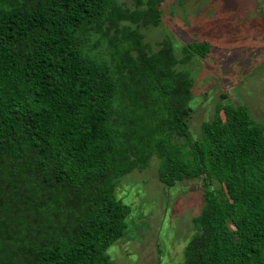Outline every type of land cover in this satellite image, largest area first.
Returning <instances> with one entry per match:
<instances>
[{
    "label": "trees",
    "instance_id": "trees-1",
    "mask_svg": "<svg viewBox=\"0 0 264 264\" xmlns=\"http://www.w3.org/2000/svg\"><path fill=\"white\" fill-rule=\"evenodd\" d=\"M163 1L0 0V264H114L115 187L153 156L202 188L180 264H264V123L222 93L192 137L176 64L209 43L150 48Z\"/></svg>",
    "mask_w": 264,
    "mask_h": 264
},
{
    "label": "rangeland",
    "instance_id": "rangeland-1",
    "mask_svg": "<svg viewBox=\"0 0 264 264\" xmlns=\"http://www.w3.org/2000/svg\"><path fill=\"white\" fill-rule=\"evenodd\" d=\"M162 20L143 28L150 48L163 39L183 56L190 41L209 43L206 55L191 52L176 64L194 79L187 124L193 138L220 100L244 104L264 123V0H164ZM153 156L142 170L121 176L115 195L130 206L123 235L107 252L114 264H180L182 249L193 232L192 217L203 203L196 180L161 182Z\"/></svg>",
    "mask_w": 264,
    "mask_h": 264
}]
</instances>
